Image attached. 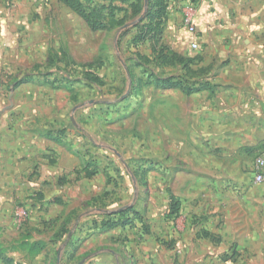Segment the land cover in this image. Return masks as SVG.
I'll return each instance as SVG.
<instances>
[{"label": "rangeland", "instance_id": "1", "mask_svg": "<svg viewBox=\"0 0 264 264\" xmlns=\"http://www.w3.org/2000/svg\"><path fill=\"white\" fill-rule=\"evenodd\" d=\"M16 1L5 0L4 17L7 19L0 23V28L3 25L7 32L16 25L18 32L15 38H1L0 33V46L5 49L6 56L5 75L13 72L16 66L20 69L14 77L22 80L28 73H33L41 78L57 79L60 83L56 82L54 86L59 88L64 83L68 92L53 89L48 98L49 94H39L37 87H30L31 90L23 86L17 93L14 107L19 111V122L23 127L32 124V115L38 108H42L46 120H51L49 116L53 114L64 117L68 141L81 149V153L93 157L99 169L106 173L100 172L85 182L68 184L64 191L68 204L77 205L78 212L93 217L100 215L98 208L117 210L130 205L128 208L132 209L128 216L134 217L135 226L120 234L114 232L118 233L115 234L118 245L108 242L106 236L100 234L93 238L91 227L75 232L76 227L71 226L70 234L66 227L55 245L42 252L40 257L30 258L13 246H17L15 241L27 228L41 224L38 218L42 211L32 199L26 201L27 196L23 194L17 198L13 212L0 214V250L3 251L0 264H84L86 255L93 258L102 253L112 258L110 250H115L121 259L125 258L126 264H246L245 258L249 255L259 252L264 255V244H258L260 240L255 239L258 233L264 241V184L255 185L249 180L245 183L210 180L220 170L221 159L216 158L217 151L212 152L213 160H210L211 164L215 163L213 170L207 171L200 160H193L188 155L190 135H181L187 141L185 152L188 153L183 157L179 150H174L175 135L163 133L161 126L165 121L172 129L173 114H159L158 99L165 89L162 82L166 78L172 79L171 83L187 82L189 73L176 69L172 63H163L153 55L148 60L139 57L134 47H129L131 44L126 46L127 37L123 38L122 32L117 35V29L90 31L74 21L62 35L59 24L44 22V15L39 19L34 16L37 9L34 5L19 6L18 0L15 6ZM29 2L35 4L36 1ZM14 7H17L14 12L18 23L8 19ZM44 14L48 16L46 11ZM130 31L133 30L126 32ZM39 32L43 35L37 37ZM59 46H66L75 62L57 72L58 69L51 67ZM52 48L54 52L50 51ZM137 49L150 55L149 44ZM88 74L100 82L88 79ZM65 78L67 81H60ZM170 89L168 93H173L174 89L188 93L181 88ZM4 90L8 95L9 88L4 87ZM243 172L249 175L248 170ZM106 178L109 179L107 184ZM93 194L98 195L101 202L94 204L95 201H91L92 205L84 206V200ZM171 196L179 203L175 217L169 214ZM254 203L259 207L257 210ZM24 205L29 209L31 219L18 223L14 220L15 211L17 213L19 207L26 208ZM44 209L48 215L61 211L52 207ZM86 235L92 240L81 246L82 237ZM71 240L73 243L67 247ZM250 242L256 245L250 247ZM119 264L123 262L119 261Z\"/></svg>", "mask_w": 264, "mask_h": 264}, {"label": "crops", "instance_id": "2", "mask_svg": "<svg viewBox=\"0 0 264 264\" xmlns=\"http://www.w3.org/2000/svg\"><path fill=\"white\" fill-rule=\"evenodd\" d=\"M17 1L15 6L18 5ZM33 1H36L35 4L29 0H19V6L34 5L35 9L37 8L34 16L39 19L44 15L46 16L44 22L48 20L49 23L59 24L62 35L68 32V25L74 21L90 31L117 29L118 32L119 20L125 17L132 22L142 13L140 12L131 21L134 16L131 2L95 0L98 6L112 4L117 8L112 16L108 15V11L103 10V18H100V21L104 27L91 30L86 20L63 2ZM80 1L86 2V0ZM163 2L166 3V8L158 29L159 42L163 48L159 54L166 57L167 62L164 60L163 63L172 61V65L180 71L189 67L188 85L191 88L189 93H183L177 89H174L173 93H168L172 89L165 88L164 93L160 95L158 99L160 116L173 114L172 129L165 121L161 126L163 133H173L175 152L179 150L181 152L179 155L183 157L189 152L190 158L200 160V164L206 166L207 171L213 170L212 164L215 163L211 164L210 160H213L212 152L217 151L216 158L221 159L220 170L217 172L218 175L212 176L210 180L241 183H245L246 180L251 181L254 159L264 149V0H163ZM161 7L159 0H148L147 10L141 20L119 32L118 35L122 32L123 38L127 37L126 46L131 44L129 47L133 48V39L146 28L145 24L153 20ZM16 9L17 7H14L8 19L18 23ZM45 11L48 16L44 14ZM5 14V0H0V23L7 19L4 17ZM185 17L189 18L195 28L193 34L183 24ZM129 29L133 31L126 32ZM0 33L1 38L18 36L16 25L10 32L1 25ZM42 35V32L37 33V37ZM146 36L139 46L134 47L136 53L140 54L139 57L152 59L153 55V58L163 60V57L151 50L149 34ZM194 40L197 43L196 49L190 47ZM144 44H149L150 55L137 49ZM65 47L56 48L55 57L57 58L51 68L58 69L57 72L64 70L69 63L75 62L68 48ZM4 51L5 49L0 46V214L9 215L13 212L17 198L23 194L27 196L26 201L32 199L31 201H34L37 208L42 211V216L38 218L41 224L27 228L25 233H29L31 240L45 242L46 247L43 253L60 240V234L66 227L69 233L71 226L76 227L75 232L91 227L92 237L100 234L104 238L106 236L108 242L118 245L115 241L118 236L115 234L135 226L133 222L118 221L122 220L119 213L122 210H126L124 213L128 216L129 210L132 209L128 208L130 205L117 210L103 211L101 209L102 212L98 208L100 217H95L96 215L93 217L85 213L81 214V211L78 212L77 205L70 206L69 199L67 200L64 195L68 184L88 181L105 171L99 169L93 157H89L87 153H81V149L68 141L65 124L62 121L64 117L61 115L56 117L58 114L56 116L53 114L49 116L51 120H46L47 116L42 113V108L36 106L39 110L32 115L34 122L23 127L24 125L19 122V111L14 108L17 103V93L23 86L37 87L38 93L49 94V98L53 89L58 88L54 86L56 82H60L57 79L41 78L40 75L33 73H28L22 80L18 79L14 77L16 70L20 69L16 66L13 72L10 71L9 75H5ZM50 51L54 52L53 48ZM15 64L20 66L18 62ZM58 64L63 67H58ZM48 73L52 74L51 71ZM60 81L67 80L65 78ZM4 87L9 88L8 95L5 94ZM59 88L65 91L64 83L63 85L61 83ZM42 118L45 120H40ZM58 131L62 132L58 134ZM181 135H190L188 152H185L187 141ZM194 140H197V143ZM88 165L97 170V173L91 177L85 176ZM245 170L249 171V175L243 172ZM108 181L109 179L106 178L105 184L109 183ZM106 193L104 191V194ZM93 195L84 200V206L92 205L91 201H95L94 204L101 202L98 195ZM254 200H256L255 197ZM50 207L55 210L60 208L61 211L55 215H48L44 208ZM254 208L257 210L259 207L254 203ZM16 210H19L17 213L15 211L16 222L23 223L31 219L27 207H19ZM80 215L82 218H79ZM83 217L88 221L86 222ZM108 218L117 221V224L102 228L101 222ZM42 227L44 230H39ZM114 232L118 233L114 234ZM257 235L261 236L258 233ZM258 237L255 238L260 240L258 244H264L261 237ZM82 238L81 246L92 240L87 235ZM72 243V240L69 241L67 247H70ZM250 243L248 244L250 247L256 245V243ZM110 251V257L113 259L102 253L93 258L86 255L84 264H92L90 262L95 259L98 261L93 264H119V261L123 264L127 263L125 258L118 257L119 254L115 250ZM42 252L33 256L27 252L24 254L27 257L36 258L40 257ZM245 260L246 264H264V255L262 252L251 254ZM223 263L228 264V262Z\"/></svg>", "mask_w": 264, "mask_h": 264}, {"label": "trees", "instance_id": "3", "mask_svg": "<svg viewBox=\"0 0 264 264\" xmlns=\"http://www.w3.org/2000/svg\"><path fill=\"white\" fill-rule=\"evenodd\" d=\"M59 1L63 2L64 4L69 6L72 10H74L76 13L81 15L86 20V22L88 23L91 30H98V29H102L104 27V24L100 21V18H103L102 17L103 10L108 11V15L112 16L115 8H117V7L113 6L112 4H107V5L106 4H100L98 6L95 3V0H93L92 2L86 1L85 3H83L80 0H59ZM110 1H112V0H110ZM120 1L131 2L130 5H131L132 13L134 16L140 14V12L142 11L143 0H120ZM159 2H160L162 7L156 13V16L153 18V20H151L145 24V27L147 28V30H145L146 28H144V30L140 31L138 33V35L133 39L132 45H133V47L139 46V44H141L145 40V37H147L146 35L149 34V39L151 40L152 51L155 53H158V56L163 57L164 58L163 61L164 60L166 61V59H165L166 57L162 54H159V52H162L161 49L163 48V45L160 44V42H159V30H158L159 25L162 21L163 13H164L165 8H166V3L164 4L163 0H159ZM124 22H125L124 18L119 20V25H121V24L123 25ZM144 59L148 60L147 58H144ZM168 63H172V61H169ZM185 69H186L187 73H189L187 75H190L189 67L187 66V67H185ZM87 78L90 80H95L97 82H100V80L98 81L93 76L91 77L90 74H88ZM170 80H172V79H170V78L164 79V81L162 82V86L164 88H175V87L181 88L183 90H186V92H188V93L190 92L191 88L189 87V85L187 83L188 81L182 82V80H180V81L171 83V82H169ZM61 132L62 131H58V134H60ZM87 168L88 169L85 173L86 177H91L92 175L97 173V170L94 169V167L91 169L88 165ZM170 200H171V202L169 204V207H170L171 211L169 212V214L171 215V217H175L179 211V203H178V200L175 199L173 196H171ZM124 212H126V210H122L121 212H119L122 220L120 221V219H119L118 221L124 222V223H129V222L132 223V221L134 220V217L131 218L129 216H126ZM115 224H117V221H113L109 218L106 220L104 219L101 222L102 228L111 227ZM15 242L17 243V246H13L14 248H17L19 250H23L24 252H27L30 256H33V255H36V254L42 252L46 247L45 242L42 240H31L29 233H25L23 235H20L19 238ZM2 252L3 251L0 250V254ZM224 259H227V258L224 257ZM7 261L10 262L11 259L8 258Z\"/></svg>", "mask_w": 264, "mask_h": 264}, {"label": "built area", "instance_id": "4", "mask_svg": "<svg viewBox=\"0 0 264 264\" xmlns=\"http://www.w3.org/2000/svg\"><path fill=\"white\" fill-rule=\"evenodd\" d=\"M183 24L191 34L194 33L195 28L188 17L184 18ZM190 47L192 49L197 48V43L195 42V40L190 44ZM251 182L255 185L264 184V149L254 159L251 168Z\"/></svg>", "mask_w": 264, "mask_h": 264}, {"label": "water", "instance_id": "5", "mask_svg": "<svg viewBox=\"0 0 264 264\" xmlns=\"http://www.w3.org/2000/svg\"><path fill=\"white\" fill-rule=\"evenodd\" d=\"M147 4H148V0H144V3H143V10H142V13L140 14V16L136 19V20H134V21H132V22H130V23H125L124 25H122L120 28H119V30H118V32H117V35L119 34V32L121 31V30H123V29H125V28H127V27H129V26H131V25H133V24H135L137 21H139V20H141V18L143 17V15L145 14V12H146V10H147ZM120 61H121V63L124 65V63H123V61L120 59ZM127 71V70H126ZM125 207H128V206H125ZM124 207V208H125ZM99 211H101V210H99Z\"/></svg>", "mask_w": 264, "mask_h": 264}]
</instances>
